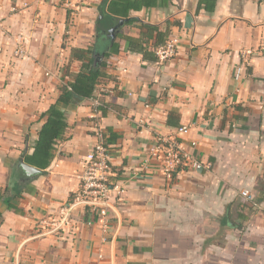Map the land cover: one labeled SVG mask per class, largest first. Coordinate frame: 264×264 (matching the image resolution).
<instances>
[{
    "label": "crops",
    "instance_id": "0c3cea01",
    "mask_svg": "<svg viewBox=\"0 0 264 264\" xmlns=\"http://www.w3.org/2000/svg\"><path fill=\"white\" fill-rule=\"evenodd\" d=\"M102 1L0 0V188L22 184L17 211L0 202V264H264V1L169 0L132 10L178 39L164 62L118 37L141 36L138 22L121 19L112 37L116 19L98 34ZM116 40L120 51L94 95L62 107L67 139L50 166L28 178L22 154L33 151L42 114L81 66L71 49L94 44L102 60ZM97 122L108 135L111 180L125 189L113 193L109 232L82 205L51 228L45 221L60 218L79 190ZM158 137H176L207 166L180 169L173 180L144 167Z\"/></svg>",
    "mask_w": 264,
    "mask_h": 264
},
{
    "label": "trees",
    "instance_id": "16d2710c",
    "mask_svg": "<svg viewBox=\"0 0 264 264\" xmlns=\"http://www.w3.org/2000/svg\"><path fill=\"white\" fill-rule=\"evenodd\" d=\"M169 0H103L100 5V11L103 18L98 20V34H107L116 19H124L125 25L138 22L141 28V36L135 37L131 35L119 33V38H123L127 42V48L143 54L147 61L158 60L156 50L164 45L169 38V27L161 28L141 21L137 17L130 15L132 10L138 11L144 7L166 6ZM169 26V25H168ZM152 43V48L150 44ZM120 51V42L114 41L105 56L100 60L96 56L95 45L87 48H72L71 56L73 59L81 62L78 72L70 75V80L60 85V95L57 101L42 114L46 117V121L41 127L39 137L36 140L33 151L29 153L27 150L23 152L22 158L25 162L33 165L41 170H46L55 157L57 145L66 140V130L68 128L67 113L62 108L64 105H77L85 99L94 95L96 87L100 80L106 76L105 68L108 65V58ZM103 104L101 111L104 112ZM22 184H16L14 187L8 184L6 188H0V202L7 204L9 208L18 210L17 201L22 197ZM3 222V212L0 210V225Z\"/></svg>",
    "mask_w": 264,
    "mask_h": 264
},
{
    "label": "built area",
    "instance_id": "2783aa9c",
    "mask_svg": "<svg viewBox=\"0 0 264 264\" xmlns=\"http://www.w3.org/2000/svg\"><path fill=\"white\" fill-rule=\"evenodd\" d=\"M178 39L169 38L166 43L156 50L157 57L164 62L173 58L178 51ZM253 53V49L243 50L242 56L246 60ZM103 106L99 99L93 100V107L98 112ZM97 142L93 149L86 156V165L81 177V184L76 196L68 206L62 208L61 216L56 221H45L51 228H59L70 222V213L77 205H82L91 211L94 220H98L103 233L109 232L111 225V216L115 212L113 203V193L123 194L124 188L120 185H114L112 176V165L110 161L111 150L108 144L107 132L97 122L95 124ZM189 128L181 127L178 130L180 134H187ZM144 167L151 165L160 167V171L168 180H173L180 169L188 168L195 171L204 169L207 165L190 155L182 142L176 137H158L156 142L149 150L147 158L143 161ZM244 196H249L248 190H243ZM102 257V255H100Z\"/></svg>",
    "mask_w": 264,
    "mask_h": 264
},
{
    "label": "water",
    "instance_id": "95a60500",
    "mask_svg": "<svg viewBox=\"0 0 264 264\" xmlns=\"http://www.w3.org/2000/svg\"><path fill=\"white\" fill-rule=\"evenodd\" d=\"M264 1V0H263ZM123 23V20H116L114 26L111 28L112 37H114V31L119 26V24ZM22 168L25 170L28 178L32 179L35 175L41 173V170L35 166H31L27 163H21ZM14 180L16 178H13ZM19 181V180H18Z\"/></svg>",
    "mask_w": 264,
    "mask_h": 264
}]
</instances>
